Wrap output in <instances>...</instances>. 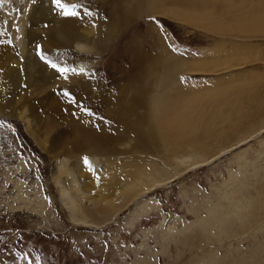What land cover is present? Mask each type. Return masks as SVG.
I'll list each match as a JSON object with an SVG mask.
<instances>
[{
  "label": "rangeland",
  "instance_id": "374dc122",
  "mask_svg": "<svg viewBox=\"0 0 264 264\" xmlns=\"http://www.w3.org/2000/svg\"><path fill=\"white\" fill-rule=\"evenodd\" d=\"M29 1L3 0L0 4V46H6L0 52V264H230L235 259L238 262V258L237 264H264L260 258L264 257V199L255 208L247 206L252 214L246 206L239 210V215L243 211L240 216L245 222L240 225L236 219L233 221L235 229L230 239L206 240L198 227L188 238L177 235V242L170 243L162 253L159 238L175 218L174 224L180 228L197 222L195 201L199 214L205 218L206 209L216 203L219 195L238 189L233 176L240 174L241 168L248 172L246 177L252 184L245 192L248 199L258 198L256 193L264 192V102L236 118L231 116L230 109L222 107V115L210 120L212 129L208 136L204 135L205 126L197 123L196 128L201 131L199 141L203 142L175 145L183 147L177 149L179 157H189L200 164L196 169H191L190 164L178 167L179 157L168 153L170 143L160 135L155 134L156 141L148 145L138 136L147 133L153 124L149 104L159 93L164 98H202V93L211 91L209 95L217 94L219 98L223 95L220 91L251 85L249 98H264V33L215 32L204 24L169 15L183 7L170 0L162 5V10L170 11L167 13H151L148 7L143 12L138 0H127L125 4L118 0L117 8L128 7L130 15L99 54L74 47L34 44V57L53 78L50 83L38 78L40 82L37 79L34 89L23 84L26 88L21 93L25 91L27 95L14 98L17 92L3 83L9 70H26L13 36L17 30L15 23ZM213 1L208 2L211 9L221 7L220 0ZM252 1L264 5V0ZM64 2L78 6L79 19L87 29L112 20L113 0ZM51 3L61 15L53 0ZM187 4L183 2V8L188 9ZM205 8L198 10L204 13ZM85 9L94 15H85ZM229 13L219 12L216 17L230 22ZM38 46H42L47 60L70 71L61 74L52 68L38 55ZM157 56L162 58L159 66ZM144 76L146 80L136 79ZM143 85H148L147 92L139 91ZM231 96L225 98H234ZM9 102L15 106L10 107ZM84 109L95 115H87ZM232 122L240 124L237 131L230 132L235 124ZM83 133L95 134L104 153L93 156L90 146L79 147ZM42 142L48 144L43 146ZM64 157L77 165V176L84 188L93 191L99 183L106 184L105 177L111 174L107 172L110 160L117 163L121 175L131 165L144 163L149 174L166 171L169 179L151 186L117 215L95 211L91 219L96 223L93 228L78 226L72 223L60 190L64 186L74 194L70 182L62 178L59 186L55 181L57 160ZM84 157H88L93 170L84 163ZM112 190L111 194L115 192ZM36 198L46 202L48 209L43 214L16 210ZM238 200L244 201L245 196L239 194ZM209 253L220 261L213 259V263H208L209 257H203Z\"/></svg>",
  "mask_w": 264,
  "mask_h": 264
},
{
  "label": "bare ground",
  "instance_id": "6f19581e",
  "mask_svg": "<svg viewBox=\"0 0 264 264\" xmlns=\"http://www.w3.org/2000/svg\"><path fill=\"white\" fill-rule=\"evenodd\" d=\"M165 1L166 0H138V3L142 4L143 12H145L148 7V10H150L151 13H156L157 11H159V13L160 12L162 13V11L164 10V8L162 10V5L164 4ZM170 1L175 2L178 6H183V7H185L183 5V2L185 3L188 2L190 6L187 4V6H189L188 9L182 7V8H177L176 10L173 11L171 10L172 12L169 13V15L173 14V16L175 15V17H180L181 19L184 18L183 20L191 23L197 22L200 25L204 24L205 26H208L211 29H213L215 32L216 31L224 32V31L233 30L234 32L238 31L244 33L254 30L255 32L264 33V5H262L260 2L254 3V1L252 0L251 1L238 0L240 1V3L239 2L233 3L230 0H220L219 2L221 7H219L218 9L214 7L211 9L210 4L208 5V2L210 0H170ZM31 2L32 1H29L28 5L21 12L22 14H20V17L18 16L19 18L17 19V23H15V26H17V30L14 33L15 36H13L16 45L19 47L21 56L24 59L23 69H26L25 71H27L28 73L24 74L25 71L23 72L22 67L20 66L19 67L21 69L16 67L7 72L5 81L3 83L5 86H8L9 90H13L17 92L14 98L25 97L27 95L25 91L21 93V91L24 90L23 88L25 87L23 84H25L28 88L34 89L38 78H40L41 81L45 83H50V80L53 78L51 76H48L46 66L40 63V61L37 59L36 56H35L36 58L34 57L35 55L34 44L41 42L42 44H45L44 47L47 48L74 47L78 51H86L88 53L99 54L100 50L105 48L109 44L115 31L118 28L121 29L120 26H123L127 23V18L131 12L130 9L126 6L121 7L119 5L122 9L121 10L118 9L117 8L118 0H113L112 20L110 21V23L106 24L104 22L103 24H100L97 28L87 29L84 27V22L81 19H79V17L58 15L57 12L52 7L51 0H36L33 3ZM123 2L125 4L127 0H123ZM213 2L215 1L212 0V3ZM206 4L208 5V7ZM202 6H206L205 10L207 9V11H205L204 13H200L199 12L200 10H198L201 9ZM226 11L230 12L229 14H231L230 22L224 21L219 17H216V15H218L219 12L220 14H222ZM164 12L167 13L170 11L164 10ZM28 24L30 25L31 29L27 31L29 26ZM45 24H47L46 27L44 26ZM81 27H84V29H82ZM26 36L28 40L26 39ZM0 47H1L0 52H2L3 49L6 50V46H0ZM16 61H17V57H16ZM15 63L17 64V62ZM19 64L20 63H18V65ZM156 64L157 66L162 64L161 57L159 58L157 56ZM37 74L39 76H36ZM40 79H38L39 82ZM136 79L146 80V76H144L143 78L136 77ZM40 84L38 85L39 87ZM147 86L143 85L139 89V91L147 92L148 89ZM45 89H47V86ZM251 91H253L251 85L229 88V89H225L224 91H220L219 93H222L223 95L219 96V98L217 94L214 95L212 94L213 96L211 94L209 95L211 91L208 92L207 94L202 93L204 94L202 98H193V97L183 98L180 96H177L176 98H164L163 96H161V93H159V95L157 94V96L153 98L152 102L150 101L149 104V115L153 120V124L150 126L147 133H144L143 135H141V133L138 134L139 139L141 142L148 145L156 141L155 134H158L162 138H164L165 141L170 143L168 145L170 148L168 149V153L171 156H175L179 153L177 149L182 147V145H184V142L194 145L203 142L202 140L199 141V137L201 135V134L199 135V133L201 131L196 128L197 123L198 125L199 124L201 125L202 123L205 126L206 130L204 132V135L206 136L211 135L210 130L212 128L209 129L210 128L209 125L211 123L210 120L213 117H216L217 119V116L222 115L223 113L222 107H226L227 109H230L232 111L231 116L233 118H236L241 113L243 114L246 111L247 112L251 111L252 109L257 108L259 103L264 102V98H249L251 96L249 92ZM40 93L41 92H39V94ZM31 94L33 93L31 92L30 95ZM230 94L232 95L231 97L234 98H225V97H229ZM17 102H19V100H17ZM14 106L15 105H13V103L11 102L10 107H14ZM23 115L24 114L22 113L20 116ZM37 120L39 119L37 118L36 121ZM28 121H29L28 123L30 124L31 120H29V118ZM232 123L235 124L232 125V129L230 130V132L236 130L240 126L239 123L236 122H232ZM237 125L239 126L237 127ZM48 131H46V133ZM46 133L44 134L46 135ZM48 136L49 135H47V137ZM79 138L82 139L81 143H79V147L88 148L90 146L91 147L90 152L93 156H96V153H100L101 151H103L104 153L105 150L101 145L102 142L101 140H99V138L97 139L95 134L83 133L79 136ZM157 140H159V137L157 138ZM41 141H45V140L41 139ZM178 143H183V144L180 145V147L176 148L175 145L179 146ZM43 144L41 145L45 146V144H48V142ZM82 154L83 153H81V155ZM67 155H70V152ZM177 156L179 157V155ZM182 157L179 158L175 157L177 160L176 164H178L177 165L178 167L180 166L182 167L187 164H190L189 167L191 169H196L194 167L200 165L193 160L191 161V158L189 157H183V158ZM78 161H80L79 163L82 162L80 158H78L77 162ZM71 163L69 157L67 158L64 157L57 160L56 163L57 171H56L55 181L56 183H58L59 186L60 183L62 182L61 181L62 178L70 182L71 188L74 191L75 195L72 194V192L64 186H61L60 190L63 196V204L68 208L69 217L72 223L78 226L93 228L96 223H94V221L91 219H94L93 215L95 211L100 212L101 214L102 212H113L115 213V215H117L128 204L134 203L138 199V197H140L147 190H149L151 186L158 185L162 181L169 179L166 178L165 175L166 171H162L158 175L149 174L147 172V169L145 168L144 163L142 165L141 164L131 165V167L127 169V171L124 173L125 177H122V175L124 174L122 175L119 174V170L117 168L118 165H116L117 163L110 160L108 162V166H110V168L107 170V172L111 174L106 175L105 177L106 184H104V182L102 184L99 183L96 189L93 191L84 188V186L81 184L77 176V172H78L77 170L78 167H76L77 165ZM113 165L116 166L114 167ZM242 169L243 168H241L240 174L233 176V181L237 182L239 185L238 189L232 192L226 191L224 195H219L216 198V203L215 202L214 204L212 203L206 209L207 215L205 218L201 217V214H199L200 209L199 206H197L198 202L195 201L193 202L194 210L196 211L195 214L197 215L196 216L197 222L195 224L185 228L176 227L175 226L176 224H174L176 221L175 218L173 221V225H170L167 229H164L160 232L159 238L161 240V245L163 250L162 253H165L166 251L165 249H167L166 247L170 243L172 242L175 243V241L177 242V239L175 238L177 237V235L186 236V238H188V236L192 234L191 231L198 227H199L198 231H201V233L205 236L206 240H209L211 238L212 239L215 238L217 240L218 239L221 240L222 238L230 239L231 236L234 235L235 227L233 226V221L236 219L237 221L240 222V225L242 223L244 224L245 222V220L243 222L240 216L243 211H240V215H239V210H242L245 206L246 207L250 206L252 208H255V206L256 207L258 206V202H260L261 199L262 200L264 199V192L263 191L258 192L257 188H255L256 190L254 191L258 192L256 193L258 198H254V199L251 198V201L248 199L245 192L250 188V185L252 184H249L250 178L246 177L247 175L246 173L248 172L244 173ZM231 179L232 178L230 177V180ZM112 189L115 191L113 194L110 193ZM239 194H243L245 196L244 201L246 202L238 200ZM18 199H20V197ZM22 209L29 210V212L33 214L35 213L40 215L42 212H44L45 209H46L45 211H47L48 207L45 201L36 198L31 202H25V205L18 206L16 208V210H22ZM246 209H248V207ZM224 210H226L227 212L226 213L223 212ZM247 211L249 214H252L249 211V209ZM248 217L250 216H246V218ZM206 256L209 257L207 258L208 263H213L212 260L216 259V256H214L211 253H209V255H205V257L203 258H206ZM260 258H262L264 261V257H260ZM237 260L238 262H236L235 259L230 264H234L235 262L236 264L239 263L240 259L238 258ZM143 261L146 260L144 259ZM218 261L220 260L216 259V262ZM255 261H253V263H255ZM139 262L141 261L139 260ZM258 262L260 263V261Z\"/></svg>",
  "mask_w": 264,
  "mask_h": 264
},
{
  "label": "snow or ice",
  "instance_id": "6c2138e0",
  "mask_svg": "<svg viewBox=\"0 0 264 264\" xmlns=\"http://www.w3.org/2000/svg\"><path fill=\"white\" fill-rule=\"evenodd\" d=\"M2 2H3V0H0V4H2ZM53 2L55 4L56 8L60 10L61 15L69 16V17H80L81 16V12L77 11V7H78L77 5H75V4L69 5L68 3H65L64 0H53ZM84 14L88 15V16L94 15V13L89 9H85ZM152 19H155V18L153 17ZM93 27H95V24H93ZM38 55L40 56V58L42 60H46V62L49 63L52 68L58 69V71L61 74H66L68 71H70V69H68V68L60 67L56 63H53L52 61L47 60L46 56L44 55V51H43L42 46H38ZM0 71H3V70L0 69ZM72 71H74V70H72ZM65 78H67V77L65 76ZM65 95H68V93L66 92ZM84 111L89 116L95 115L94 113H92L88 109H84ZM101 119H103V118H101ZM97 128H99V125H97ZM84 163L86 165H88L89 170H93L92 164L89 161L88 157H84Z\"/></svg>",
  "mask_w": 264,
  "mask_h": 264
}]
</instances>
